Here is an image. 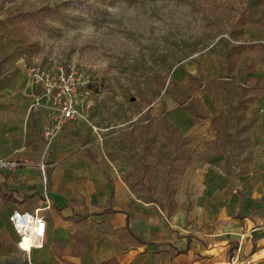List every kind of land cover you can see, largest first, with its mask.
Masks as SVG:
<instances>
[{
  "label": "rangeland",
  "instance_id": "374dc122",
  "mask_svg": "<svg viewBox=\"0 0 264 264\" xmlns=\"http://www.w3.org/2000/svg\"><path fill=\"white\" fill-rule=\"evenodd\" d=\"M70 62L91 79L76 122L141 198L164 202L188 166L243 184L264 159V0H0V103H27L29 66ZM2 219L0 264H32Z\"/></svg>",
  "mask_w": 264,
  "mask_h": 264
},
{
  "label": "crops",
  "instance_id": "0c3cea01",
  "mask_svg": "<svg viewBox=\"0 0 264 264\" xmlns=\"http://www.w3.org/2000/svg\"><path fill=\"white\" fill-rule=\"evenodd\" d=\"M34 92L27 83L25 107L11 96L0 103V159L16 162L2 187L0 229L4 215L16 248L10 213L50 203L45 244L32 251V264H220L239 246L240 259L264 264V159L234 186L188 166L171 197L146 200L122 177L93 126L68 121L47 146L43 131L51 119L31 109Z\"/></svg>",
  "mask_w": 264,
  "mask_h": 264
},
{
  "label": "built area",
  "instance_id": "2783aa9c",
  "mask_svg": "<svg viewBox=\"0 0 264 264\" xmlns=\"http://www.w3.org/2000/svg\"><path fill=\"white\" fill-rule=\"evenodd\" d=\"M29 80L35 87L31 109L39 108L46 111L51 119L43 136L47 146L60 135L68 121L88 120L89 112L93 105L90 76L77 64L70 62L56 67L42 64L28 67ZM101 138L96 126L92 125ZM3 165H16L15 161L0 159ZM39 168L42 180L48 183V170L46 161H41ZM50 208L47 201L45 206L33 210H14L9 215V220L17 234V248L31 258L34 249L45 244L47 234V220L45 209ZM220 264H250L248 259H240V246L234 251L230 260Z\"/></svg>",
  "mask_w": 264,
  "mask_h": 264
}]
</instances>
